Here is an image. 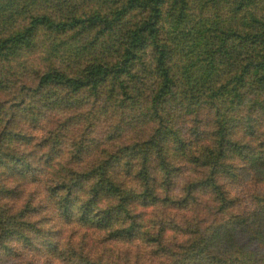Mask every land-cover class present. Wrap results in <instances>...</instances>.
<instances>
[{"label": "trees", "instance_id": "1", "mask_svg": "<svg viewBox=\"0 0 264 264\" xmlns=\"http://www.w3.org/2000/svg\"><path fill=\"white\" fill-rule=\"evenodd\" d=\"M0 91V264H264V0H0Z\"/></svg>", "mask_w": 264, "mask_h": 264}, {"label": "rangeland", "instance_id": "2", "mask_svg": "<svg viewBox=\"0 0 264 264\" xmlns=\"http://www.w3.org/2000/svg\"><path fill=\"white\" fill-rule=\"evenodd\" d=\"M6 97V95L2 94V91H0V99ZM56 119V117H55ZM105 119V118H104ZM108 119V118H106ZM120 119V118H119ZM119 119L115 121L109 129L113 130L117 126H123L125 122L123 119ZM115 120V119H114ZM42 131V130H41ZM41 131H39V134L41 135ZM129 132V131H128ZM134 135V133H130V136ZM236 196H240L243 201H246V196L244 193H247V196L249 194V188L242 184V186L237 189L235 188ZM249 197V196H248ZM247 197V198H248ZM250 198V197H249ZM48 227H52L54 230L57 231V236L61 239L62 244L69 247V249H79V242L80 239L83 238L84 230H80L79 227L75 224H67V223H61L60 220H51Z\"/></svg>", "mask_w": 264, "mask_h": 264}]
</instances>
